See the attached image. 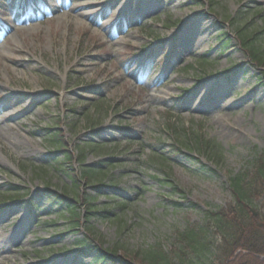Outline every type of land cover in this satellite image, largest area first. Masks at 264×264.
<instances>
[{"label": "rangeland", "instance_id": "374dc122", "mask_svg": "<svg viewBox=\"0 0 264 264\" xmlns=\"http://www.w3.org/2000/svg\"><path fill=\"white\" fill-rule=\"evenodd\" d=\"M130 1L126 22L127 0H0V264H116L84 253L113 247L146 264L140 250L228 206L231 173L264 152L263 70L233 24L263 27L264 0ZM98 164L92 183L79 173ZM50 190L78 199V228Z\"/></svg>", "mask_w": 264, "mask_h": 264}, {"label": "trees", "instance_id": "16d2710c", "mask_svg": "<svg viewBox=\"0 0 264 264\" xmlns=\"http://www.w3.org/2000/svg\"><path fill=\"white\" fill-rule=\"evenodd\" d=\"M253 18V17H252ZM251 18V19H252ZM233 20L236 33L242 48L252 63L263 70L264 79V25L251 32L245 31L241 22ZM220 42L223 48L228 47L227 33L221 34ZM60 147L65 151V144L61 138L54 136ZM196 148L212 155H216L218 145L213 140L197 135L194 139ZM87 147H80L79 160L84 161ZM67 151V150H66ZM69 152V151H68ZM67 159L73 155L67 154ZM95 169H82L80 172L85 180L92 183L100 178V164ZM75 173H73L74 176ZM232 201L226 207H214L207 212L202 223L189 224L185 229L176 231L175 242L169 245L157 243L140 250L138 257L146 264H264V211H262L258 198L264 194V152L258 153L249 164L239 172H232L229 177V186ZM48 196L60 205H66L74 222L80 217L76 212L78 199L70 205L65 195L56 191H49ZM94 201L88 199L85 203V213L89 216L99 214L106 216L108 210L98 208ZM89 219L87 222H89ZM73 224V229L80 224ZM81 244V243H80ZM95 254L94 261L107 259L117 260L116 264H126L117 258V247L110 250L91 249ZM95 250L96 253H95Z\"/></svg>", "mask_w": 264, "mask_h": 264}, {"label": "bare ground", "instance_id": "6f19581e", "mask_svg": "<svg viewBox=\"0 0 264 264\" xmlns=\"http://www.w3.org/2000/svg\"><path fill=\"white\" fill-rule=\"evenodd\" d=\"M128 1V4H127V6L124 8V20L127 22V21H130V20H132V19H134V18H138V17H140V12L142 11V10H140V11H136V12H134V11H132V7H131V1L130 0H127ZM76 6H78V5H76ZM75 5H74V7H76ZM139 7V6H138ZM19 11V10H18ZM17 11V15H19L20 16V14H21V12H18ZM2 14H4V13H2ZM1 14V15H2ZM19 19V18H18ZM119 22H121V21H119ZM0 23H6V27H10V23H9V20H7V19H5V18H3V17H0ZM23 29V28H22ZM180 45H181V47L183 48V49H185V50H188V49H191V44H189V42H184V41H181L180 42ZM134 74L135 75H139V76H141V74H139L137 71H134ZM212 89H208V91H206L207 93H206V95H205V97H204V101H211L210 103H222V99L223 98H221V96H219V94L217 95V94H215L214 96H213V93H212ZM213 96V97H212ZM201 101L203 100V98H201L200 99ZM1 115H2V117L1 118H5V119H7V118H10V115H11V113H1ZM0 246H2L1 245V243H0Z\"/></svg>", "mask_w": 264, "mask_h": 264}]
</instances>
